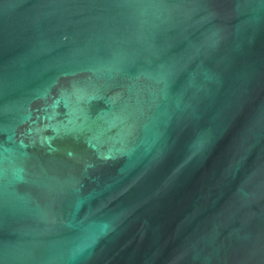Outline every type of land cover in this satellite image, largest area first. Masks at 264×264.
I'll list each match as a JSON object with an SVG mask.
<instances>
[{
	"label": "water",
	"instance_id": "95a60500",
	"mask_svg": "<svg viewBox=\"0 0 264 264\" xmlns=\"http://www.w3.org/2000/svg\"><path fill=\"white\" fill-rule=\"evenodd\" d=\"M0 264H264V0H0Z\"/></svg>",
	"mask_w": 264,
	"mask_h": 264
}]
</instances>
